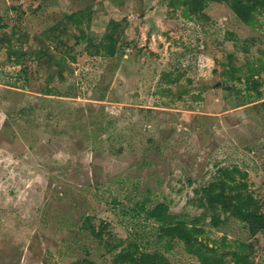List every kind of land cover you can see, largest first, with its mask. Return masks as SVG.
Masks as SVG:
<instances>
[{
	"label": "rangeland",
	"instance_id": "rangeland-1",
	"mask_svg": "<svg viewBox=\"0 0 264 264\" xmlns=\"http://www.w3.org/2000/svg\"><path fill=\"white\" fill-rule=\"evenodd\" d=\"M84 9L90 29L69 17ZM204 10L0 0V264H113L131 240L173 264L197 261L179 239L166 250L140 208L161 201L202 216L210 244H251L264 264V231L224 212L215 226L200 201L221 168L238 166L264 213V14L251 26L225 2ZM111 18L115 55L88 50V32L99 39ZM87 216L108 223L102 238L82 227Z\"/></svg>",
	"mask_w": 264,
	"mask_h": 264
},
{
	"label": "trees",
	"instance_id": "trees-1",
	"mask_svg": "<svg viewBox=\"0 0 264 264\" xmlns=\"http://www.w3.org/2000/svg\"><path fill=\"white\" fill-rule=\"evenodd\" d=\"M174 6L183 5V13L187 17H208L205 7L209 2H225L229 4L237 19L247 25L254 26L258 22V15L264 14V0H171ZM80 28H91L93 11L84 9L70 14ZM1 22V20H0ZM1 25V24H0ZM116 27L115 19L111 18L107 23V30L102 37L87 34L88 50L94 49L96 54L105 53L115 55L117 51V39L112 33ZM247 50V48H246ZM16 54V50H13ZM52 58V57H51ZM235 77L234 73L231 74ZM248 88L255 92L257 98L262 97L260 78L253 74L247 76ZM247 172L238 166L223 167L219 176L201 188V204L211 214V222L218 226L222 223L220 212H224L238 218L249 226L252 232L264 231V213L261 211L259 200L249 190L248 183L244 180ZM146 217L159 223L161 238H167L166 250L173 247L172 240L179 239L183 242L184 249L197 257V261L182 264H226L228 257L234 264H256L253 258L251 244H242L237 249L223 248L218 244H210L205 238V228L201 224L202 216L187 218L177 213H172L169 204L165 201L149 207L141 204ZM108 223L101 222L98 226L93 216H87L82 227L96 238H102L104 229ZM225 241V238H223ZM247 246V247H246ZM173 264L164 251L159 249H143L136 241L131 240L125 246L120 247L113 259V264Z\"/></svg>",
	"mask_w": 264,
	"mask_h": 264
}]
</instances>
